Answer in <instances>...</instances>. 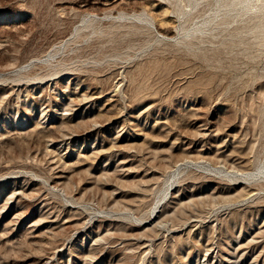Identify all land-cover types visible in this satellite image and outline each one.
<instances>
[{
    "label": "rangeland",
    "instance_id": "obj_1",
    "mask_svg": "<svg viewBox=\"0 0 264 264\" xmlns=\"http://www.w3.org/2000/svg\"><path fill=\"white\" fill-rule=\"evenodd\" d=\"M258 163L264 0H0V264H264Z\"/></svg>",
    "mask_w": 264,
    "mask_h": 264
},
{
    "label": "bare ground",
    "instance_id": "obj_2",
    "mask_svg": "<svg viewBox=\"0 0 264 264\" xmlns=\"http://www.w3.org/2000/svg\"><path fill=\"white\" fill-rule=\"evenodd\" d=\"M253 0H227V6L229 7V6H234V5H237V4H239V5H241V6H247V5H249L251 2H252ZM260 2V1H259ZM166 23V21L164 20V19H160L159 20V24L160 25H164ZM179 75V74H178ZM180 76V75H179ZM187 84V83H186ZM185 86V85H184ZM85 90V89H84ZM54 101V100H53ZM53 104V103H52ZM88 136V135H87ZM181 150V149H180ZM78 152V151H77ZM69 160V159H68ZM246 160V159H245ZM245 160H241V163H242V161L244 162ZM205 162H208V164L207 165H209V167L211 166V165H213V163H212V161L211 160H205ZM245 163V162H244ZM185 164V163H184ZM182 165H183V163H181V164H176L174 167V169H173V177H175L176 175H177V173L180 171V169L182 168ZM206 166V165H205ZM204 166V167H205ZM240 166V165H239ZM207 167V166H206ZM216 167H219V166H216ZM224 167V166H223ZM238 167V166H237ZM212 168V167H211ZM210 168V169H211ZM217 169V168H216ZM244 168H242V170H240V169H231V170H229L228 168H227V171H229V172H232V173H234V175H237L236 177H237V179H247V180H252V179H255V178H258V177H262V176H264V164L263 163H258L257 165H256V167H255V170L253 171V172H250V171H245V170H243ZM219 170V169H218ZM97 172V171H96ZM230 174V173H229ZM233 175V176H234ZM173 179V178H172ZM236 187V186H235ZM235 189V188H234ZM173 187H172V184L170 183L167 187H166V189H165V193H164V195H167V194H169V193H171V192H173ZM236 190H239V192L241 193V195H244V199H247V198H254V196L257 194L256 192H255V190H253L252 188H250L248 185H246V183L245 182H243V181H240V182H238L237 183V187H236ZM218 191H220V190H218ZM222 192L224 191V190H221ZM257 191V190H256ZM163 192V191H162ZM221 192V193H222ZM226 192V191H225ZM227 192H229L228 190H227ZM231 193V192H230ZM133 194V193H132ZM191 195V194H190ZM186 196V195H185ZM223 196H225V195H223ZM165 198H166V196H165ZM165 200V199H164ZM161 201H159L157 204L155 203V207H154V209H153V211H152V213H151V215H150V221H146L145 223H144V225H150V224H152L153 222H156V218L158 217V212H160V210H158V208L161 206ZM152 218V219H151ZM195 220V219H194ZM140 224V223H139ZM157 225H159V224H157ZM161 226V225H160ZM49 261V260H48ZM95 264V263H94Z\"/></svg>",
    "mask_w": 264,
    "mask_h": 264
}]
</instances>
